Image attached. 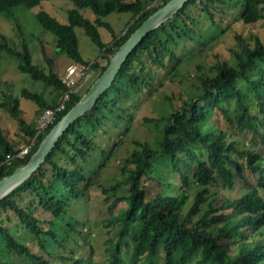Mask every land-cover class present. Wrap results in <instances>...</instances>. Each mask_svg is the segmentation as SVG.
Masks as SVG:
<instances>
[{
    "label": "trees",
    "instance_id": "16d2710c",
    "mask_svg": "<svg viewBox=\"0 0 264 264\" xmlns=\"http://www.w3.org/2000/svg\"><path fill=\"white\" fill-rule=\"evenodd\" d=\"M49 1L56 0H0V16L10 15L20 6L33 9ZM67 1L74 5L68 11V24L46 11L38 13L37 20L45 31L57 36L61 54L74 64L91 66L102 74L130 36L171 0ZM86 10L97 20L86 17L83 13ZM113 13L133 15L125 36H115L112 26L105 21ZM229 17L234 26L255 25L264 18V0H190L179 14L144 40L114 85L90 113L70 127L40 170L0 202L1 251L27 257L36 264H52L35 254L32 247L44 251L51 239L58 247H65L52 227L62 222L72 202L84 198L91 188L92 177L87 176L85 168L99 148L96 137H106L111 126L125 134L126 124L135 116L134 111L130 112L132 108L137 111L169 82L174 83L183 64L182 53L203 45L197 38L200 26L202 30L210 29L212 37L219 31L225 34ZM99 27L106 28L114 42L104 43ZM17 28V40L3 36L0 56L16 58L21 73L50 86L56 91L57 99L63 100L70 89L55 72L54 61L49 60L48 74L33 64L23 30L20 26ZM76 28L83 29L101 49L105 65L92 64L82 57ZM235 40L238 48L234 51L235 65L217 61L214 77L198 78L199 93L190 96L169 116L146 119L157 125L164 123L161 140L157 146L137 143L138 149L124 162L126 180L104 189L107 200L122 186L129 191L127 196H117L110 207L113 213L120 202L126 201L128 205L119 216L110 218L111 223H118L113 232L117 240L113 238L109 242L108 264H155L160 255L164 256L163 264H189L198 253L201 259L197 264H264V196L261 194L264 192V133L259 129L263 123L254 113L252 96L247 95V91L252 93L264 114V39L257 34L245 39L237 33ZM43 53L48 59L44 47ZM69 96L65 110L43 132L26 123L18 99L6 97L2 107L20 121L25 136L30 138L28 143L33 141L34 145L27 156L19 157L21 150L9 140L0 124V180L27 165L52 128L83 97L77 93ZM23 97L38 105L39 117L62 103L57 99L49 102L44 96L27 91ZM233 101L237 109L235 116L229 108ZM219 115L240 134L252 132L250 143L230 141L229 132L210 122ZM109 152L102 149L101 154L106 159ZM242 159L246 167L240 162ZM245 169L250 172L254 185H244ZM174 176L180 177L176 185L171 182ZM214 187L223 191L220 197L211 191ZM192 188L199 191L190 211L184 215ZM68 227L77 232L75 225L68 224ZM15 228L28 232L36 243L25 244L12 232ZM70 237L67 233L65 239ZM233 247L237 252H232ZM63 259L74 264L89 263L85 257L63 256ZM0 264H6L1 257Z\"/></svg>",
    "mask_w": 264,
    "mask_h": 264
},
{
    "label": "rangeland",
    "instance_id": "374dc122",
    "mask_svg": "<svg viewBox=\"0 0 264 264\" xmlns=\"http://www.w3.org/2000/svg\"><path fill=\"white\" fill-rule=\"evenodd\" d=\"M72 8H74L73 3L67 0L49 1L33 9L24 6L17 7L10 15L0 16V43H3V36L17 40L19 35L17 26H20L32 52L33 64L48 74L51 70L49 60H53L54 70L63 80L67 75L68 69L74 63L66 55L58 51L57 36L43 29L37 20V15L41 11H46L61 23L68 24V11ZM83 13L92 21L97 20V17L89 10L83 11ZM132 18L133 15L129 13H113L105 18V21L112 26L115 36L122 37L126 35ZM229 22L230 25L226 29V33L219 31L214 33V37L211 36L210 29L207 31L202 30L203 27L200 26V33L197 38L203 45H198L197 49L190 50L189 53H182L183 64L179 68L174 83L169 82L165 89L160 90L150 101L139 107L137 111L133 110V108L132 110L130 109L131 113L134 111L135 116L132 121L126 124L125 134L122 133L123 130L115 129L111 126L107 130L108 135L106 137L102 135L96 137L99 148L89 158L85 168L87 176L92 177L91 188L84 198L78 201L74 200L68 216L52 227V230L59 235V240L65 247H58L55 241L51 239L47 249L44 251H40L37 247H32L35 254H39L52 264H74L73 261L64 260L63 256L80 259L85 257L89 259L87 264H108L110 258L108 251L109 242L113 238L115 241L117 240L113 232L118 223H111L110 218L119 216L121 210H125L128 205L126 201L120 202L113 213L110 212V207L117 196H127L129 191L128 187L122 186L110 200H107L108 196L104 193V189H110L126 180L124 162L138 149L137 143H150L153 146H157V143L161 140L164 123L157 125L155 122H147L146 119L160 120L164 116H169L176 109H179L190 96L194 93H199L201 85L198 78L203 76L214 77L217 73L214 68L217 61H228L230 64L235 65L234 51L238 49L235 40L237 33L241 34L245 39L253 34H257L264 39V18L259 23L251 26H234V24H231V17H229ZM228 24L223 25V27L227 28ZM98 30L104 43L114 42L113 35L106 28L99 27ZM75 31L79 39L82 57L92 64L97 62L105 65L106 61L102 58L103 52L101 49L91 41L83 29L76 28ZM43 47L46 50L48 59L44 56ZM18 66L19 61L16 58L8 55L0 56V124L9 140L16 148L22 151L31 145L33 146L34 142L32 141V144L28 143L30 138L25 136V131L20 121L14 118L5 107H2L7 101L6 97L10 96L18 99L20 109L24 112L23 119L28 125H35L38 128L42 117L38 116L39 107L33 101L24 98L23 93L27 91L32 94H40L49 102L56 101L57 94L50 86L42 82H36L30 76L21 73ZM100 75V70H95L91 67L86 77L77 84L74 92L84 96ZM247 95L252 96L254 113L257 114L260 122L263 123V125H259V129L264 133V114L261 113L260 108L253 100L252 93L247 91ZM57 100L58 102L63 101ZM229 108L231 114L235 116L237 113L235 101L231 103ZM210 122L216 123L218 128L229 132L231 134L230 141L237 140L245 145L250 143L252 132L240 134L235 127L227 125L220 115L211 119ZM258 146L255 147L256 150L260 147ZM102 149L111 151L106 159L101 154ZM234 158L237 159V156L234 155ZM240 162L246 167L244 159ZM102 164L104 166H101ZM161 169L168 170L167 168ZM179 181V176H174L171 179L174 185L178 184ZM244 181L246 182L244 183L245 186L247 184L254 185L255 183L247 169L244 170ZM198 191V188H192L190 191L191 199L183 210L184 215L190 211L193 199L198 194ZM211 191L215 192L219 197L223 194L219 187H214ZM261 194L264 196V192H261ZM43 217L45 220L49 219L45 214ZM14 223H17V221ZM68 224L75 225L77 232L71 230ZM19 230L15 228L12 232L25 244L34 245L36 243L34 237L29 235L28 232L22 230V232H19ZM67 233L71 235L69 240L65 239ZM1 250L0 257L6 264H36V261L27 257L11 255ZM232 252H237L236 247L232 248ZM163 258L164 256L160 255L155 264H163ZM200 259L201 254L198 253L189 264H197Z\"/></svg>",
    "mask_w": 264,
    "mask_h": 264
},
{
    "label": "water",
    "instance_id": "95a60500",
    "mask_svg": "<svg viewBox=\"0 0 264 264\" xmlns=\"http://www.w3.org/2000/svg\"><path fill=\"white\" fill-rule=\"evenodd\" d=\"M189 2L190 0L169 1L153 13L130 36L119 48L106 70L92 84L80 102L52 128L28 164L16 169L11 175L0 180V202L7 198L19 186L29 181L40 170L70 127L90 113L97 105L99 99L114 85L117 76L122 71L128 59L144 40L179 14Z\"/></svg>",
    "mask_w": 264,
    "mask_h": 264
},
{
    "label": "built area",
    "instance_id": "2783aa9c",
    "mask_svg": "<svg viewBox=\"0 0 264 264\" xmlns=\"http://www.w3.org/2000/svg\"><path fill=\"white\" fill-rule=\"evenodd\" d=\"M91 70V66H84L80 64H73L68 69L67 75L63 78V83L70 89L69 93H75V87L82 81L87 73ZM69 93L65 95L62 103L55 110H47L39 121V127L37 128L40 132L45 131L50 125H52L58 115L65 110L67 102L70 100ZM32 145L22 150L19 157L23 158L30 153Z\"/></svg>",
    "mask_w": 264,
    "mask_h": 264
}]
</instances>
